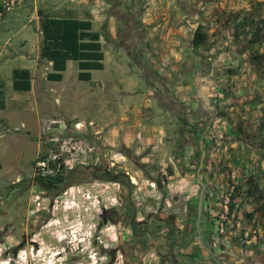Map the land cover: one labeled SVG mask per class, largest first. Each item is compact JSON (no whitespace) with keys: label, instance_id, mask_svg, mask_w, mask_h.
<instances>
[{"label":"rangeland","instance_id":"1","mask_svg":"<svg viewBox=\"0 0 264 264\" xmlns=\"http://www.w3.org/2000/svg\"><path fill=\"white\" fill-rule=\"evenodd\" d=\"M94 1L96 0H88L87 4L74 3L80 7L81 12H86L94 7ZM212 1H223L228 8L238 7V10L245 4L243 0ZM100 2H103L102 4L104 7L102 13L106 15L108 12L107 9H109V3L106 0H100ZM249 3L254 7L260 6L262 12L261 19L253 21L252 26L240 28V30L238 29V25L241 22L233 26L235 24L226 22L224 19L201 25L204 27V31L209 35L208 42L199 52L193 51L191 41L184 44L181 51H179L180 59L182 60L180 74L182 77L184 76L185 83L189 84V98L195 100L196 81L199 78L198 70H202V66L204 65H209L208 58L211 53L215 51L214 58L216 59L223 55L230 57L229 47L224 46L216 49L230 40L233 44H242L243 50L244 47H247V52L250 53L246 56V59H248L247 61L242 62V60H238L237 53H235L236 55L233 54L230 59H225L224 69L226 73L222 76H238V78L233 81L229 79V81L223 84V91L228 90V92H222V101L225 102V105L221 112L223 113L224 122L232 123L233 125L237 122H247L248 125L243 126L244 129L240 130V135L244 137V139L258 140L261 138L260 134L262 133L261 127L258 125H260L264 119V115L262 114V110L264 109V0H249ZM143 13V10L139 12L140 18L143 17ZM254 13L255 11L253 15ZM250 21L248 22L251 23ZM122 28L123 25L118 22L115 25V33H123ZM250 31L253 32L252 35ZM257 33L260 41L250 48L251 44L249 43L251 39L255 38ZM122 35L123 34H120V36ZM121 41V37L119 39L118 35H116V39L113 40V42H115V47H104L106 53L108 50L110 51V55L107 56L105 61L107 70L96 72L95 79L103 78L106 82H111L112 62L116 58L118 62L120 60L127 66L130 65L133 68V80H131V82H137V85H139L137 89H147L141 76L135 75V73L140 72H138V69L132 62L128 53L124 51L122 47H119ZM6 42V39L1 42L2 47L6 45ZM17 43L18 39L16 38L13 40L12 44L15 50L20 49V47L16 46ZM110 48L112 49L110 50ZM3 50L5 51V49ZM7 52H9V50ZM238 52L241 51L239 50ZM131 57H133V55H131ZM20 67L17 61H11L6 57L0 59V264H51L50 258L52 253H49V249L55 246V244L62 245L64 241L68 242V246L72 251L71 254L79 253L82 249L83 252L88 253L89 257L92 256L87 261H82V264H98L96 263L98 257H94L98 249L93 244L95 238L98 236L103 243V251L100 255L102 262L108 261L106 253L109 248L116 245L117 233L115 226L109 223L100 234H96L98 232V230H96L98 227V214L101 209L98 200L101 197L104 204L110 207L117 203L118 192L126 197V185L129 184L133 192H135L136 187L132 185L130 178L137 177V174L144 169L145 171L142 174L143 178L141 181L137 178L139 183L144 180H155L161 167L166 166L169 170L173 169L172 174L174 175V179H172V184L175 187L174 191L168 188L165 189V198L164 196L162 197L161 192L150 193L149 197L145 199L147 206L156 207L155 204L162 201V198L167 200L171 196H177L183 203H186V200L183 198H193V205L196 207L198 188L194 186L195 181L192 175L195 174L197 170L198 160L201 159V156L198 157L199 159L197 158L196 162L192 161L193 150L187 147L188 145L185 142L187 138H183L179 134L180 120L179 123H175L173 121V116L168 115L169 121H167L166 114L162 112L160 107L155 103L153 107L158 115L157 117L160 120L163 119L161 123L165 125L167 130V139L165 143L168 146V152H166L168 156H166V160L162 162L161 166L156 165L146 170V168L141 167L139 160L131 155H128L125 161L122 160V158L116 161L113 154H105L103 156L105 168H110L114 172L125 174L128 179H126L124 183L121 181H114L113 179H109L108 181L98 180L94 181L89 186H74L69 188L62 198H57L55 200L54 211L56 215L48 227L42 230V235L39 237L41 248L37 251L29 240L27 243L25 242L26 246L22 248L21 251H17L19 244L23 243L22 236L24 228L31 225L33 221V211L36 212L39 208L43 210V208L48 207L49 204L48 195L42 193L43 190L33 188L30 192H26L25 189L27 187V181L30 178L32 179L35 175L36 161L40 157H43L40 155L43 153L42 155L47 156L57 152L51 151L52 149L50 148L51 144L56 145L55 142H51L52 138H56L52 130L56 125H52V121H56L59 125H64L67 124L68 121H72L73 123L77 121L87 123L91 119L98 120V108L100 107L99 98L101 95L98 93L99 90L97 94L93 95L91 84L78 80L77 62L71 63L65 75V80L62 83L51 82L46 78H42L46 70L45 68L47 67L40 66L38 75L32 78V91H15L13 88L11 71ZM51 71L53 72L52 69ZM231 71H233V73ZM126 78L130 80L131 77L129 78L126 76ZM126 86H128V84L123 86V90H126ZM113 87L114 85H109L108 87V98H110L112 94L110 90L112 89L115 91ZM119 89L120 88H118V92ZM218 93H221V91ZM138 99L142 100V97L138 96ZM231 109H233V111H230ZM182 121L186 122L185 120ZM199 128L202 129L201 134L205 135L207 139L209 130H204V126H200ZM68 131L67 134H72L70 130ZM75 135V139L78 142L83 140L88 147H86V149L84 147V154L74 156V158L71 157L72 160H74L69 162L72 168H82L87 163H95L99 155L97 156L96 151L93 149V145H90L91 142L93 143L91 137L87 139L76 133ZM90 147L92 150H90ZM204 151H206L204 163L206 164L207 174L206 179H203V181L209 186V184L213 185L219 182L222 177L219 176V172L216 173L213 169V160L206 146H204ZM113 161L117 163L115 166H112ZM69 171L70 168H66L62 170L60 174L65 176ZM222 174L227 180V173L223 170ZM154 195L156 196L154 197ZM157 197H161L160 200H156ZM32 199H35L36 202L33 208L30 206V201ZM208 214V211L204 209L201 221L202 232L206 242L211 232ZM64 224L69 226L66 232L62 230L66 228ZM155 225L156 224L153 222L149 226L152 228ZM252 228L264 229V224L248 228V230ZM24 234L25 240L26 238H30V231L25 230ZM235 244L237 245L236 247L242 251H247L246 249L256 247L244 248L237 243ZM210 246L212 249L216 246L220 248V251L214 252L218 259L221 257H230L228 246H224L222 242L213 243V241H211ZM258 246H264V242H260ZM200 250L202 251L199 252V255H203V249L201 248ZM206 258V256L203 258L201 256L199 258V264H218L213 259H211L212 263L208 262V258ZM39 259L42 260L40 263H37ZM119 260L122 261L121 258ZM149 260H151V257H149ZM180 260H182L181 264H190L186 258L180 257Z\"/></svg>","mask_w":264,"mask_h":264},{"label":"crops","instance_id":"2","mask_svg":"<svg viewBox=\"0 0 264 264\" xmlns=\"http://www.w3.org/2000/svg\"><path fill=\"white\" fill-rule=\"evenodd\" d=\"M5 1L0 0V7ZM106 1L108 3L113 2L117 6L121 5L119 10H122L124 16H130L132 9H138L139 12L141 10L144 11L143 17L140 18V15L138 17L142 32L140 51L139 49L135 51L132 42L128 43L127 41H121L119 47H122L131 59V55H134L136 59L144 61L147 78H144L142 74L140 75L141 67L132 60L138 72H140L135 73V75L141 76L147 89L138 90L139 85H137V82H131L133 80V68L120 60L118 62L116 58L112 62V81L106 82L103 78L95 79L96 72L107 70L105 61L107 56L110 55V51L108 50L106 53L104 47L111 46L114 48L115 42L113 40L116 39V35L120 39L121 34L120 32L118 34L115 33V25L119 22L118 19L109 13V9H107L106 15H103L104 7L103 2H100V0L94 1V7L86 12H81L80 7L74 2L87 4L88 0H21L19 6L13 12L6 14L0 22V59L6 57L11 61H17L19 66H21L11 71L12 80L14 81L15 72L28 71L31 82V90L28 92H31L33 89L32 78L38 75L40 66H44L47 68H45L42 78H46L51 82H64L71 63L77 61H67V68L62 73L63 78L61 81L49 80V75L54 73V69L53 63L44 59L41 54L44 44L41 27L43 17L76 18L91 21L93 31L100 34V43L105 55L103 61L104 69L90 71L91 80L83 81L79 79L81 70L77 62V76L80 82L91 84L93 95L97 94L99 90L98 93L101 94L99 98L100 107L98 108L99 119H91L87 123L68 121L70 132L87 139L91 137L93 143H89L91 146L93 145V149L95 148L97 156L103 157L105 154L111 153L116 161L119 158L125 161L128 155H131L139 160L141 167L147 170L156 165L161 166L162 162L166 160V156H168L166 153L168 152V146L165 143L167 130L165 125L161 123L163 119L160 120L157 117L153 104L156 103L162 112L166 114L167 121H169L168 115H172L175 123H179V113L183 109L195 111L197 108H201L203 112L200 118H205L206 129L209 130L204 146L208 148V153L213 160V169L216 173H222L224 170L229 176L232 172H238L239 186L232 204L235 226L248 230V228L257 225H263L264 119L258 125L262 131L260 134L261 138L258 140L244 139L240 135V130L244 129L243 126L248 125L247 122H237L238 125L237 123L233 125L232 123L224 122L223 113L221 112L225 105V102L222 101V92L227 93L228 90L223 91V84L229 79L231 81L237 80L238 76H221L220 79H217L216 91L213 93L214 97L211 96L208 99L210 92L208 91L210 89V82H208L209 71L206 73L201 71V75L196 81L195 100H191L188 96L189 84L185 83L184 76L182 77L180 74L182 60L179 55V51H181L184 44L191 41L192 31L198 26L220 19L235 24L233 26L245 20L256 21L262 17L260 6L254 7L249 3V0H243L245 4L240 7L239 11L238 7L228 8L225 2H213L212 0ZM150 1L151 5L149 4ZM250 33L252 35L253 32L250 31ZM16 38L18 39L16 46L20 47L19 50H15L12 45L13 40ZM130 38L132 39L131 35L127 39ZM4 39L7 42L2 47L1 42ZM224 46L229 47L230 57L237 53L238 60H242V62L248 60L246 56L250 53L247 52V47H244L243 50L242 44H233L230 40L216 49ZM8 50L9 52H7ZM239 50L241 52H238ZM214 53H211L208 58L209 62L216 63ZM222 57L223 59H230L229 56L223 55ZM126 76L131 77L130 80ZM127 84L126 90H123V86ZM109 85H114L113 89L115 90H110L112 93L110 98L107 97ZM118 88H120L119 92ZM161 88L169 91V94H167L168 98L166 95H161L163 99L156 101L154 92ZM219 91L221 93H218ZM161 93L163 94L162 91ZM138 96H141L142 100H139ZM230 111H233V109ZM262 114L264 115V109ZM77 123L81 124L82 130L80 132L74 129ZM42 154L40 156H44ZM144 171L145 169L140 171L141 174H137V178L140 181L143 178L142 174ZM228 237L230 238V234ZM235 243L231 242L228 246L230 256L234 258L242 257L245 259L247 255L254 257L255 253H264V246H256L252 249H246L247 251H242L236 247Z\"/></svg>","mask_w":264,"mask_h":264},{"label":"flooded vegetation","instance_id":"3","mask_svg":"<svg viewBox=\"0 0 264 264\" xmlns=\"http://www.w3.org/2000/svg\"><path fill=\"white\" fill-rule=\"evenodd\" d=\"M119 6L109 2V13L114 15L118 19L119 23L123 25L121 37L122 41L132 42L135 51L138 49L140 44V38L142 36L140 22H139V10L132 9L130 16H124L122 10H119ZM123 8V7H122ZM129 12V11H127ZM132 36V39L129 38ZM140 51V49H139ZM138 60V58H137ZM214 62H209V65L202 66V70H198L199 75L201 71L206 73L209 71L208 82L210 89L208 91V99L213 96L216 91L217 79L226 73L224 69L225 59L223 57H218ZM163 92V94L161 93ZM168 92V93H167ZM155 100H162L161 95L169 94L166 89H160L154 92ZM158 96H160L158 98ZM166 98V97H165ZM168 98V96H167ZM215 108V107H214ZM201 108H197L195 111H189L183 109L179 113L180 120V130L179 134L183 138H187L185 141L188 148H192V161L196 162L198 157H202L201 142H203V149L205 145L206 136L201 134L200 126H204L206 129L205 118H200L202 114ZM185 120L186 122H183ZM205 124V125H203ZM192 126V127H191ZM82 137V136H81ZM54 143V142H53ZM56 145L51 144V151H58L60 144L55 142ZM185 144V143H184ZM183 147V146H182ZM90 150L92 148L90 147ZM95 150V148H94ZM206 156V151H205ZM204 156V157H205ZM199 159V158H198ZM201 160V159H200ZM200 160H198V167L195 174L192 175L194 179V186L198 188V199L196 207L193 205V198H183L186 203L180 201L179 197L171 196L169 199H164V191L167 187H161L160 192L162 193V198L159 203L155 204L156 207H149L145 202L138 203L134 201L132 187L128 184L126 185L127 195L124 197L119 192L117 193V203L110 207L106 206L103 199L100 197L98 202L100 203L101 209L98 214L97 229L96 234H100L103 229L109 224H113L116 228L117 241L116 245L109 248L107 251L108 261L102 262V241L98 236L94 240V245L98 249L95 252L94 257H98L96 263L98 264H181L180 257L186 258L190 264H199L200 257L206 256L207 261L211 262L212 256L208 249H211V235H208V241L206 242L203 236L202 227L201 235L202 239L199 237V233L196 227L197 221V207L199 202V196L201 187L197 180V173L200 167ZM172 174V173H171ZM206 164L204 163L201 170V179H206ZM59 176L58 174L54 178H42L34 175V177L27 181L26 192H30L31 189L36 188L43 190L42 193L48 195L49 204L48 207L37 209L36 212L32 213V223L28 225L25 230L30 231V238H24L25 234L23 232L22 242L19 244L17 251H21L22 248L26 246L29 240L31 245L38 251L41 248V242L39 237L42 235V230L48 227L50 222L53 220L55 214V200L57 198H62L69 188L74 186H89L94 181H108L113 179L114 181H121L124 183L128 179L125 174H120L112 171L110 168H105L103 164V157L98 156L97 161L93 164L87 163L84 167H76L75 169H70L69 172L65 174L62 182L53 183L51 187L45 188L48 181H53ZM174 177V175L172 174ZM121 179V180H120ZM131 179V178H130ZM174 179V178H173ZM167 201V202H166ZM31 208L34 207L35 199L31 201ZM41 205V203H40ZM30 208V209H31ZM47 210V211H46ZM202 221V220H201ZM156 225L151 228L152 223ZM66 228L62 230L64 232L68 231L69 226L64 224ZM164 228V230H163ZM52 243V242H51ZM52 245V244H51ZM83 246V245H81ZM203 249L204 254L199 255L200 249ZM71 248L68 246V242L64 241L61 244H55L49 249V253H52L50 258L51 264H82V261L88 260V253L82 251L79 253L71 254ZM263 256L261 257V255ZM151 257V260H149ZM122 259L120 261L119 259ZM232 258H234L232 256ZM230 257L220 258L225 264H263L264 263V253H255L254 257L249 255L242 257H237L232 259ZM244 259V260H242ZM42 259H39L37 263H40ZM149 260V262H148ZM155 262V263H154ZM212 263V262H211Z\"/></svg>","mask_w":264,"mask_h":264},{"label":"built area","instance_id":"4","mask_svg":"<svg viewBox=\"0 0 264 264\" xmlns=\"http://www.w3.org/2000/svg\"><path fill=\"white\" fill-rule=\"evenodd\" d=\"M20 1L21 0H6L3 3L0 7V22L4 19L6 14L13 12V10L19 6ZM149 4L151 5V1ZM52 125H56V127L52 129L56 138H52L51 142H58L60 148L56 153L40 157L35 163V175L48 179L56 177L66 168L72 169L69 162L74 160H72L71 157L74 158V156L84 154V147L85 149L88 147L83 140L78 142L75 139V133L67 134L69 130L68 124L59 125L56 121H52ZM74 129L75 131H81V124H75ZM116 164V161H113L112 166ZM219 176L222 177L219 182L207 186L204 200V209L209 213L211 241H213V243L222 242L224 246H229L231 242L233 243L235 241L244 248L258 246V244L264 240V229L252 228L244 230L241 227L235 226L232 219L231 206L234 201L233 198L237 191V187L239 186L237 178L238 172H232L230 176L227 174V180L220 172ZM133 178L136 179L137 183L133 182ZM173 178L170 170L166 166L161 167L155 180H144L139 183L137 177H131L132 185L136 187L133 194L134 200L138 203L145 202L146 197H149L150 193H160L159 190L161 187H167L174 191L175 187L172 184ZM155 196L156 195H154V197ZM160 198L161 197H157L156 200H160ZM229 234L230 238L228 237ZM214 250L220 251V248L216 246Z\"/></svg>","mask_w":264,"mask_h":264},{"label":"trees","instance_id":"5","mask_svg":"<svg viewBox=\"0 0 264 264\" xmlns=\"http://www.w3.org/2000/svg\"><path fill=\"white\" fill-rule=\"evenodd\" d=\"M253 21L247 20L238 25V29L252 26ZM42 33L44 44L41 49L42 57L53 63L54 73L49 75V80L61 81L62 73L67 68V61L74 60L79 63L81 70L79 79L90 81L92 70H103L104 52L100 43V34L93 31V25L89 20H79L76 18H49L43 17ZM209 35L204 31V27L198 26L192 31L191 45L195 52L206 45ZM258 33L251 39L250 48L259 42ZM233 73V71H231ZM13 88L18 92H28L31 90L30 74L28 71H17L14 73ZM173 173V169H170ZM63 176L48 181L45 188L51 187L53 183L62 182ZM233 207L231 206V213Z\"/></svg>","mask_w":264,"mask_h":264},{"label":"water","instance_id":"6","mask_svg":"<svg viewBox=\"0 0 264 264\" xmlns=\"http://www.w3.org/2000/svg\"><path fill=\"white\" fill-rule=\"evenodd\" d=\"M140 47H141V43L138 45V49H140ZM132 60L139 67H141V69H140L141 74L143 75L144 78H147V71L145 69L144 61L143 60H137L134 55L132 57ZM202 145H203V142H201L202 157H201V160H200V167H199V170H198V173H197V180H198V183L200 184L201 191H200L199 202H198V207H197L196 227H197L200 239H202V235H201V220H202V215H203V211H204V200H205V194H206V188H207L206 182L201 179V170H202L203 165H204V156H205V151H204ZM208 251L211 254L212 259L214 261H216L218 264H224L221 260H219L216 257L214 251H212L211 249H208Z\"/></svg>","mask_w":264,"mask_h":264},{"label":"bare ground","instance_id":"7","mask_svg":"<svg viewBox=\"0 0 264 264\" xmlns=\"http://www.w3.org/2000/svg\"><path fill=\"white\" fill-rule=\"evenodd\" d=\"M133 182H134V183H137V181H136V179H135V178H133Z\"/></svg>","mask_w":264,"mask_h":264},{"label":"clouds","instance_id":"8","mask_svg":"<svg viewBox=\"0 0 264 264\" xmlns=\"http://www.w3.org/2000/svg\"><path fill=\"white\" fill-rule=\"evenodd\" d=\"M78 249V248H77Z\"/></svg>","mask_w":264,"mask_h":264}]
</instances>
